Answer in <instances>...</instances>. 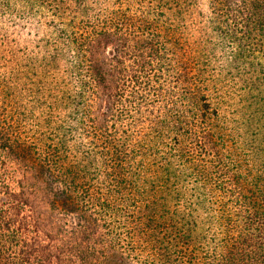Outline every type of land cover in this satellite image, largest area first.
I'll return each instance as SVG.
<instances>
[{"label":"trees","instance_id":"1","mask_svg":"<svg viewBox=\"0 0 264 264\" xmlns=\"http://www.w3.org/2000/svg\"><path fill=\"white\" fill-rule=\"evenodd\" d=\"M0 264H264V0H0Z\"/></svg>","mask_w":264,"mask_h":264}]
</instances>
